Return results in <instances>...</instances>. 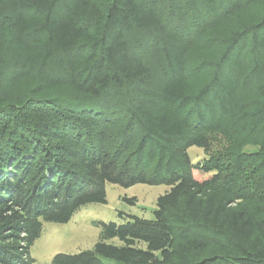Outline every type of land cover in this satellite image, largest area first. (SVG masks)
I'll return each mask as SVG.
<instances>
[{
	"label": "trees",
	"instance_id": "1",
	"mask_svg": "<svg viewBox=\"0 0 264 264\" xmlns=\"http://www.w3.org/2000/svg\"><path fill=\"white\" fill-rule=\"evenodd\" d=\"M107 184L169 191L52 264H264V0H0V264Z\"/></svg>",
	"mask_w": 264,
	"mask_h": 264
},
{
	"label": "rangeland",
	"instance_id": "2",
	"mask_svg": "<svg viewBox=\"0 0 264 264\" xmlns=\"http://www.w3.org/2000/svg\"><path fill=\"white\" fill-rule=\"evenodd\" d=\"M257 149L256 145L251 144L245 150L254 152ZM207 154L196 147L189 150L193 163L202 161ZM168 191L169 188L163 185L138 184L124 188L107 184L106 204L84 206L65 224L44 223L42 235L30 249L31 258L34 260L32 264H52L58 254L75 255L92 250L100 237V230L93 222L122 224L131 221L132 217L153 219L158 198ZM110 243L120 245L117 240Z\"/></svg>",
	"mask_w": 264,
	"mask_h": 264
}]
</instances>
